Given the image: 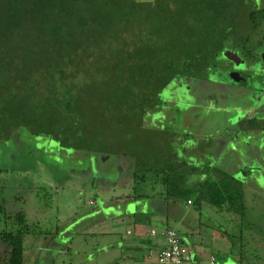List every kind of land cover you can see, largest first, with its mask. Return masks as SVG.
Returning a JSON list of instances; mask_svg holds the SVG:
<instances>
[{
    "label": "trees",
    "instance_id": "16d2710c",
    "mask_svg": "<svg viewBox=\"0 0 264 264\" xmlns=\"http://www.w3.org/2000/svg\"><path fill=\"white\" fill-rule=\"evenodd\" d=\"M262 26L261 0H0V149L11 155L0 172H21L25 143L60 160L130 157L134 192L121 199L138 206L137 223H162L151 217L150 209H163L157 200L180 207L191 200L193 209L206 205L236 223L239 234L221 236L243 249L241 225L251 229L245 192L264 181V164L246 156L264 157V95L249 107L253 117L235 118L241 133L231 118L224 130L202 134L165 122L190 117L199 100L185 97L195 83L203 97L215 79L243 80L230 72L234 61L224 64L227 50L238 48L264 84ZM205 103L196 114L208 112ZM234 138L247 148L230 156L238 168L222 169L216 162ZM144 184L150 190L141 193ZM36 233L24 210H9L0 184V264H26L25 237Z\"/></svg>",
    "mask_w": 264,
    "mask_h": 264
},
{
    "label": "rangeland",
    "instance_id": "374dc122",
    "mask_svg": "<svg viewBox=\"0 0 264 264\" xmlns=\"http://www.w3.org/2000/svg\"><path fill=\"white\" fill-rule=\"evenodd\" d=\"M261 4L264 6V0H261ZM235 53L238 54V61H234L233 69L243 68V70L241 73L235 70L230 72L234 71L243 75V80L233 82L229 75L215 79V83L212 84L213 88L208 90L203 88V97H197L203 84L195 83L188 91L189 96L185 98L199 100V102L189 106L191 113L188 120L185 118L177 123L165 122V124L173 125L174 128H179L181 124L184 125V128L202 134L224 130L229 125V118H231L233 119L232 130H239L241 133L242 128L237 127L235 118L245 115L248 118L254 116V109H248L257 101L259 95H264V84L261 83L262 76L247 72L251 71L250 67L252 66L246 67L247 62L244 60L247 58L245 59L238 48H235ZM221 59L220 61L223 62V58ZM229 60L224 64L233 61ZM259 90H263V92ZM216 92L219 99L213 97L212 100L210 99L211 101H206L209 99L206 96H214ZM203 100L208 106V112L196 114L198 109L200 112ZM211 102L223 105L222 113L213 110ZM184 105L186 106V104L179 106L182 108ZM156 138L158 139L157 136ZM162 139L164 140V137ZM256 140L258 142V138ZM156 142L159 141L154 143ZM160 142H162V146L166 145V142ZM238 144V139L234 138L233 145L225 149L223 157H219L220 159L216 163L222 169L226 167L229 170L238 168V162L230 156H235L237 148H247L246 143H240V146ZM41 147L39 144L36 146L35 144L29 146L26 143L22 146L19 145V154L26 158L19 163L21 172L16 174L13 171L8 175L0 172V184L4 186V197L9 210L12 212L24 210L28 223L34 226L37 231L35 235L25 237L26 264H125L124 248L121 249V252L114 241L115 239L126 241L134 237L126 232L133 226V220L130 217L127 220L126 216L121 217L120 215L123 211H125L124 214H128L130 211L139 210L135 204L126 206L125 201L123 202L121 199L122 196L134 192L131 187L132 176L127 170L129 164L131 165L132 158L120 157L118 163L117 158L115 160L110 158L105 162L101 160L98 163L93 156L92 158L86 157V159L73 156L68 160H60L58 157L44 156V152L40 151ZM3 149H0V160L5 163L4 161L7 158L9 160L11 155L5 148ZM28 152L33 154L30 155ZM243 154L245 155V150ZM246 156L249 158L247 159L249 163L264 164V157H254L250 152H247ZM228 159L229 161H227ZM207 160L209 159L206 158L203 162H207ZM120 166L124 172L128 173H122ZM251 178L256 184L260 183L254 175H250L249 179ZM92 181L104 183V186L100 184L94 186ZM142 187L141 193L145 189L150 190L145 184ZM258 187L263 190L262 195L258 193L255 197H251L250 203L247 204V208L250 210L247 212L249 222L246 220L245 222L246 225L251 226L250 230L252 231L251 237L249 236L251 241L247 239L243 249L239 246L236 237L221 236L225 231L239 234L238 225L220 213L211 212V208L206 205L197 210L193 209V206H190L192 203L188 201L187 205L184 203L181 206L184 211H187L186 222H179V224L176 220L169 219V224L184 237L188 248L198 251L199 264H209L211 254L217 256L220 264H259L257 260L260 258L257 259L256 254H259L260 250L262 253L263 248L260 249V247L264 246V181H261ZM97 192H100V195H97ZM91 199L96 202L91 204ZM116 200L119 205L112 202ZM110 203L112 205H109ZM150 210L153 211L154 208ZM149 224L147 223L146 226H151ZM161 225L159 223L157 226L161 228ZM186 229L190 232L188 235L185 232ZM216 235L225 241L224 245L212 239Z\"/></svg>",
    "mask_w": 264,
    "mask_h": 264
},
{
    "label": "crops",
    "instance_id": "0c3cea01",
    "mask_svg": "<svg viewBox=\"0 0 264 264\" xmlns=\"http://www.w3.org/2000/svg\"><path fill=\"white\" fill-rule=\"evenodd\" d=\"M262 191L263 190L257 191V189L255 188L248 187V190H246L245 192L246 206L248 203H250L249 201L251 197H255V195H258V193L262 195ZM99 195H100V192H99ZM93 201L94 200L91 199L90 203L92 204ZM156 204L162 206L163 209L161 211L159 209L158 210L154 209V212L151 213V217L157 222H162L161 228H159L157 225H151V226L147 225L146 226V224H144L141 221L137 223L136 216L132 215L134 214L135 211L134 212L130 211L131 213L128 216L125 215L127 217V220L129 217L130 219L133 220V226L128 228L126 232L128 235H134V237L126 241H121L120 239H115L114 241L117 248L120 249L121 252H122L121 249L124 248V252L126 256V258L124 259L125 264H157L158 252L161 249H163L165 246V239L162 234L163 230L167 228L175 229L174 227H172L170 224H167L166 222H169V219L171 218L176 220L177 223L186 222V220L188 219L186 215L187 211H184L179 205H173L165 201H161V200H157ZM156 204H154V206H156ZM144 211L149 212L146 209ZM124 212L125 211H123V213H120L121 217L123 216ZM211 212H215V211H211ZM247 212H250L248 208H247ZM247 216H248V213H247ZM241 226H242L241 235L244 238V241H245L244 243H246L247 239H249V236L251 235L252 230H250V228L245 227V223H243ZM184 227L186 228V224L184 225ZM152 229H155L157 233L153 235L151 233ZM185 232L187 235L190 233L188 229H186ZM181 238H182V241L186 244L184 237L181 236ZM212 239L222 243L223 245L225 244V241L221 239L218 235L213 236ZM262 248H263V252L261 253V250H260L259 254H256V258L257 259L260 258L259 260H257L259 264H264V261H262V259H264V246L260 247V249ZM189 250L191 252V260L186 262V264H199V254L197 253L198 251L196 252L191 249ZM239 263H242V262H239ZM217 264H220V262L218 261V258H217Z\"/></svg>",
    "mask_w": 264,
    "mask_h": 264
},
{
    "label": "built area",
    "instance_id": "2783aa9c",
    "mask_svg": "<svg viewBox=\"0 0 264 264\" xmlns=\"http://www.w3.org/2000/svg\"><path fill=\"white\" fill-rule=\"evenodd\" d=\"M151 233L154 235L157 232L152 229ZM162 234L165 239V246L158 252L157 264H186L191 260V252L176 229H164ZM209 264H217L215 255H210Z\"/></svg>",
    "mask_w": 264,
    "mask_h": 264
},
{
    "label": "water",
    "instance_id": "95a60500",
    "mask_svg": "<svg viewBox=\"0 0 264 264\" xmlns=\"http://www.w3.org/2000/svg\"><path fill=\"white\" fill-rule=\"evenodd\" d=\"M225 54H226V56H227L229 59H231V60H233V61H235V62L238 61V55H237V53H235V52H233V51H231V50H227V51L225 52ZM231 74H232L233 77H235V78H239V73H237V72H233V73H231Z\"/></svg>",
    "mask_w": 264,
    "mask_h": 264
},
{
    "label": "flooded vegetation",
    "instance_id": "af4514ba",
    "mask_svg": "<svg viewBox=\"0 0 264 264\" xmlns=\"http://www.w3.org/2000/svg\"><path fill=\"white\" fill-rule=\"evenodd\" d=\"M232 51V50H231ZM235 52V51H234ZM249 62V61H248ZM254 67H256V65L254 64L253 65ZM240 68H238V69H233V65L231 66V70H235V71H238Z\"/></svg>",
    "mask_w": 264,
    "mask_h": 264
}]
</instances>
